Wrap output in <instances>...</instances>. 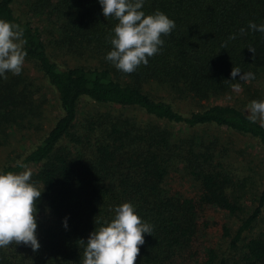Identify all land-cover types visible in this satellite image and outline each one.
Segmentation results:
<instances>
[{
    "label": "trees",
    "instance_id": "obj_1",
    "mask_svg": "<svg viewBox=\"0 0 264 264\" xmlns=\"http://www.w3.org/2000/svg\"><path fill=\"white\" fill-rule=\"evenodd\" d=\"M141 10L160 11L176 27L161 37L164 44L148 64L129 74L106 60L118 21L104 17L99 0H0V18L25 30L24 63L40 73L58 106L21 158L0 167V173H18L24 171L18 161L33 166L31 181L42 191L40 248H0V264H81L90 234L125 202L153 226L136 264H264V172L255 164L257 154L243 148L247 170L229 162L234 136L264 151L263 122L249 121L241 94L234 102L181 112L147 90L155 84L170 98L199 102L232 94L238 83L251 101L264 100V33L248 27L264 24V0H144ZM233 67L242 72L235 80ZM243 73L254 79L241 80ZM5 75L0 146L14 133L42 126L47 102L44 84L23 67L20 75ZM81 98L134 105L151 118L139 122L120 111L82 110ZM166 122L182 128L173 133ZM178 172L194 184L193 192L169 184ZM215 213L235 227L217 228Z\"/></svg>",
    "mask_w": 264,
    "mask_h": 264
},
{
    "label": "clouds",
    "instance_id": "obj_2",
    "mask_svg": "<svg viewBox=\"0 0 264 264\" xmlns=\"http://www.w3.org/2000/svg\"><path fill=\"white\" fill-rule=\"evenodd\" d=\"M99 3L105 18L113 17L118 21L110 40L113 50L106 60L124 73H133L141 64L146 66L149 58L163 46L161 37L170 35L176 27L174 20L160 11L146 15L141 10L144 0H99ZM248 27L264 33V24L249 22ZM24 31L21 25L0 18V77L7 79V72L20 75L27 55ZM240 31L243 33L244 29ZM241 73L239 68L233 67V80ZM240 79H254V74L243 73ZM234 87L239 90L240 85L237 83ZM248 112L250 122L255 123L257 119L264 122V100L251 101ZM17 166L24 171L0 173V248L23 244L35 252L40 248L36 217L37 200L42 191L31 181L32 171L28 166L20 161ZM114 212L110 222L105 221L90 234L81 264H136L140 246L145 243L144 234L152 235L153 226L142 220L130 202L116 207Z\"/></svg>",
    "mask_w": 264,
    "mask_h": 264
},
{
    "label": "rangeland",
    "instance_id": "obj_3",
    "mask_svg": "<svg viewBox=\"0 0 264 264\" xmlns=\"http://www.w3.org/2000/svg\"><path fill=\"white\" fill-rule=\"evenodd\" d=\"M55 58L61 61L60 58H57L56 56ZM23 68L26 69L27 72L30 73L32 76L36 77L38 81H41V83L44 84V89L46 90V94H47V102L42 112L43 117L41 119V123L43 127L40 125L38 126V128L37 126L25 128L23 129L25 131H22L21 133L17 132L11 135L9 141L5 145L0 146V167L5 162H13L15 160H19L21 158V153L23 152V150L31 146V144L37 141L38 137L42 135L43 132H45V130L51 125V123L53 122V120L55 119L58 113L57 100L51 88L48 85L46 86V82L45 80H43L40 73L35 68H33L30 64H27V63H24ZM263 87H264V84H262L260 87L262 93H263ZM147 90L154 96H157V97L160 96L163 99L168 100L169 102H171L173 107L177 108L181 112H187L188 109L190 108H195V107L197 108L199 106H202L208 103L234 102V99H233L234 96L241 94L243 98L240 100L247 99L246 101L247 103L246 104L244 103L243 105V110L249 115L248 106L251 103V100L249 99V96H248L249 94H245V93L242 94L239 90H236V89L233 90L232 94H225L221 96L217 95V96L210 97L209 100L205 99V100H200L199 102H196L195 100H191V99L170 98L168 95H166L165 91L162 89L161 86H157L155 84H150ZM250 96L252 97V95ZM252 99L259 101L258 97H252ZM78 107L82 110L110 109L113 112L120 111L123 114L129 115L131 118L139 122H142L149 117L151 118V116L145 113L141 108L134 106V105L121 106L117 104H104V103L98 104V103L91 101L90 99L81 98L78 103ZM259 121L262 122L261 120ZM165 124L168 125L167 127L172 129L173 133L178 132V130L182 128V125L179 123L166 122ZM207 132L214 133L215 130L207 129ZM220 135L225 140L229 139V135L227 132L221 131ZM232 141H233V144H232ZM232 141H231L232 149L230 151L231 156H230V161H229L232 165L237 166L239 170H243V168L247 170V168L245 167V164H246V159L248 157L246 156L245 158L242 156L244 155V152L241 153L240 148H243L245 151H249L252 157H253V154L254 155L257 154L258 159L256 158L255 164L260 165L259 169L263 170L262 172H264V151H261V149H259V147L249 138L234 136V139H232ZM28 168L34 169L33 166H29ZM253 168H256V166H254ZM263 176H264V173H263ZM169 184L173 188H178L180 191L184 193L193 192L195 188L194 184L190 181L187 175L182 176V174L179 172L175 173V175L172 176ZM212 218L216 219L217 224L215 226L217 228L221 225V223L230 224L232 228L235 227V221L228 220V218L224 214L215 213L213 214ZM208 234L210 235V233ZM211 235L213 236V238L217 237L216 234L213 235L211 233Z\"/></svg>",
    "mask_w": 264,
    "mask_h": 264
}]
</instances>
